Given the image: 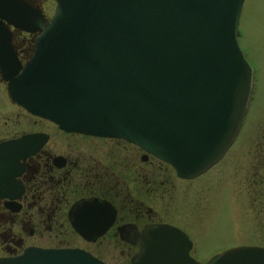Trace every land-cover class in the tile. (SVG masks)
Here are the masks:
<instances>
[{
	"label": "water",
	"instance_id": "95a60500",
	"mask_svg": "<svg viewBox=\"0 0 264 264\" xmlns=\"http://www.w3.org/2000/svg\"><path fill=\"white\" fill-rule=\"evenodd\" d=\"M53 1L46 20L25 0H0V73L13 102L65 130L137 144L182 178L224 156L253 88L238 42L244 0ZM9 25L39 31L24 64ZM144 239L131 264H264V247L255 245L201 263L170 225L147 229ZM0 264L105 263L80 249L27 248Z\"/></svg>",
	"mask_w": 264,
	"mask_h": 264
},
{
	"label": "flooded vegetation",
	"instance_id": "af4514ba",
	"mask_svg": "<svg viewBox=\"0 0 264 264\" xmlns=\"http://www.w3.org/2000/svg\"><path fill=\"white\" fill-rule=\"evenodd\" d=\"M25 1L46 19L55 6ZM9 31L23 63L39 31ZM3 93L12 110L0 114V144L12 143L0 150V257L27 248L80 249L105 264H131L146 230L159 225L180 229L196 260L215 254H195L199 241L208 242V227L198 226V176L179 177L171 164L123 138L68 131L31 114L10 99L0 73ZM259 183L261 194L264 176Z\"/></svg>",
	"mask_w": 264,
	"mask_h": 264
},
{
	"label": "rangeland",
	"instance_id": "374dc122",
	"mask_svg": "<svg viewBox=\"0 0 264 264\" xmlns=\"http://www.w3.org/2000/svg\"><path fill=\"white\" fill-rule=\"evenodd\" d=\"M239 31V45L254 70L253 89L233 143L193 184L202 213L198 226L208 227V242L199 241L197 257L239 245L264 246V192L256 185L264 176V0H244ZM11 110L3 93L0 114Z\"/></svg>",
	"mask_w": 264,
	"mask_h": 264
},
{
	"label": "bare ground",
	"instance_id": "6f19581e",
	"mask_svg": "<svg viewBox=\"0 0 264 264\" xmlns=\"http://www.w3.org/2000/svg\"><path fill=\"white\" fill-rule=\"evenodd\" d=\"M240 34V33H239ZM239 37V36H238Z\"/></svg>",
	"mask_w": 264,
	"mask_h": 264
}]
</instances>
